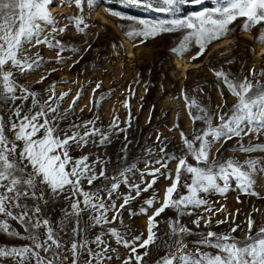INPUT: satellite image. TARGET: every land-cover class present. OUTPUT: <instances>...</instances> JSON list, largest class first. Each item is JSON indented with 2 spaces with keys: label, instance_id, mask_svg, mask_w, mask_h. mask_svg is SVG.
<instances>
[{
  "label": "snow or ice",
  "instance_id": "6c2138e0",
  "mask_svg": "<svg viewBox=\"0 0 264 264\" xmlns=\"http://www.w3.org/2000/svg\"><path fill=\"white\" fill-rule=\"evenodd\" d=\"M54 2L0 0V236L6 241L21 242L0 241V264H108L113 259L110 253L117 251L111 247V241L129 251L122 264H264V224L257 226L249 216L243 240L233 235L239 225L231 226L227 232L213 231L212 216L225 208H215L216 202L210 200L213 195L226 197L233 182L242 194L264 199L254 190L258 178L264 176V159L251 155L264 153V143L258 142L264 136V82L255 79L254 71L250 79L213 70L235 103L229 108L225 98L223 104L212 109L186 96L193 125L200 122L203 127L194 128L191 137L180 132L181 153H168L166 145L160 148V155L149 149V156L154 158L144 159L143 169L136 163L128 164L126 155H122L125 163L110 173L108 159L95 153L73 155L90 146L103 149L111 143L110 134L93 120L62 126L71 109L62 113L58 101L68 94L57 97L52 85L47 90L51 95L43 99L26 83L28 76L44 62L37 50L41 45L56 49L58 62L66 50L56 39L66 32V27H60L52 14L50 6ZM60 2L65 6L74 3L81 12L84 10V0ZM122 3L175 15L189 0ZM191 3L203 5L205 0ZM212 3L216 6L211 10L205 9L187 19L139 20L141 27L133 28L127 35L148 39L186 30L173 51L182 55L194 41L199 46L192 57L195 60L212 42L228 36L233 31L230 26L242 19L243 31L260 26L257 40L264 43V0ZM94 4L95 0H87L89 9ZM111 14L120 16L116 12ZM71 19L78 32L88 27L83 16ZM259 75L264 77V72ZM44 79L41 77L37 83ZM72 103L75 105L76 100ZM111 127L119 125L114 120ZM245 138L248 143H244ZM157 140L164 143L159 136ZM230 140H236V150L248 155L243 163L219 157L221 147ZM127 150L125 144L121 152ZM173 161L174 173L169 168ZM161 177L170 181L162 198L154 187ZM150 190L142 205L133 209L132 203ZM60 200L64 206L59 219L54 220L48 207ZM168 211L174 216H168ZM125 212L129 217H146L145 231L129 238L132 229L124 222ZM192 216L196 218L190 223L196 229L203 226L208 230L189 241L195 233L184 219ZM215 223L219 226L228 220ZM96 229L99 231L92 235ZM140 249L144 251L141 253ZM153 255L154 260L146 259Z\"/></svg>",
  "mask_w": 264,
  "mask_h": 264
},
{
  "label": "rangeland",
  "instance_id": "374dc122",
  "mask_svg": "<svg viewBox=\"0 0 264 264\" xmlns=\"http://www.w3.org/2000/svg\"><path fill=\"white\" fill-rule=\"evenodd\" d=\"M215 6L212 0H205L203 5H194L189 0V3L181 5L180 10L173 15L128 6L122 3V0H95L94 7L89 9L87 0H84L82 5L84 10L81 12L74 3L65 6L60 0H55L50 7L57 9L58 13L53 16L58 18L60 27H66V32L58 34L56 39L65 45L66 50L61 53L58 62L57 50L41 45L37 50L44 57V62L28 76L26 83L43 99L51 95L47 90L52 85H55L57 97L63 93L68 94L62 101H58L62 113L71 109L62 126L66 127L72 122L80 124L93 120L96 126L109 133L111 138V143L103 149L90 146L83 149V153L74 152L73 155L95 153L101 158L108 159L111 161L108 165L110 173L114 172L118 165L125 163L121 159L122 155H126L128 164L136 163L143 169L142 161L154 158L149 156V149H152L155 155H160V148L166 145L168 153L179 155L183 148L180 132L184 131L191 137L194 128L203 127L200 122L193 125L185 102L186 96L189 100L195 99L202 106H209L212 109L223 104L225 98L229 108L235 103V98L227 88L217 81L213 70H222L234 76L250 79L254 71L255 79L264 82V77L259 75L264 72V56L258 55L259 49L264 47V43L257 40L260 26L251 31H243L242 19L230 26L233 31L228 36L212 42L205 53L195 60L192 57L199 51V46L194 41L182 55L173 51L179 47L186 30L164 33L148 39L127 35L133 28L141 27L137 23L139 20L157 22L187 19ZM112 12L119 13L120 16H113ZM74 16L85 18L88 27L83 32L76 30L71 19ZM121 16L132 19H121ZM177 62L180 63V67ZM41 77L46 79L42 83H37ZM97 84L100 85L99 88ZM77 95L79 99H76ZM73 100H76L75 105L72 103ZM125 102L128 104L127 108ZM114 120L119 125L118 128L111 127ZM158 136L163 144L157 140ZM248 142V138H245L244 143ZM258 142L264 143V136ZM125 144L128 150L122 153L121 148ZM236 144V140L225 143L220 149L219 157L234 158L243 163L248 159V155L236 150ZM251 155L264 159V153L257 152ZM94 158L93 156L92 159ZM175 166V161L169 164L173 173ZM168 184L170 181L161 177L154 186L159 190L161 198ZM254 190L264 197V176L258 178ZM122 191L126 192L127 189L122 188ZM150 194L151 190L144 193L131 207L137 209L142 205L143 199ZM238 198L240 202H237ZM210 200L216 202L215 208L219 209L221 206L225 208V211L212 216L213 231L227 232L231 226L239 225L233 235L243 240L249 216L256 221L257 226L264 224V199L242 194L235 188L234 182L226 197L213 195ZM63 206V200L49 205L48 212L54 220L59 219ZM167 215L174 216V213L168 211ZM195 218L192 216L184 219V223L195 233L189 237V241L198 239L201 232L208 230L203 226L196 229L190 223ZM123 219L132 229L129 238L145 231L146 217H129L125 212ZM225 219L228 223L216 225V220ZM116 227L119 228L120 225L117 224ZM97 231L99 229L94 230L92 235ZM0 241L21 243L6 241L2 236ZM110 245L117 251L110 253L113 259L108 264H122L129 251L114 241H111ZM191 246L193 245L190 243ZM143 251L140 249L141 253ZM155 258L153 255L146 259L151 261Z\"/></svg>",
  "mask_w": 264,
  "mask_h": 264
},
{
  "label": "bare ground",
  "instance_id": "6f19581e",
  "mask_svg": "<svg viewBox=\"0 0 264 264\" xmlns=\"http://www.w3.org/2000/svg\"><path fill=\"white\" fill-rule=\"evenodd\" d=\"M51 11L53 15L58 13L57 9L51 8ZM258 52H259L258 53L259 56H264V47L260 48ZM176 64L180 67V63L177 62Z\"/></svg>",
  "mask_w": 264,
  "mask_h": 264
}]
</instances>
